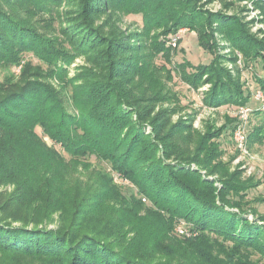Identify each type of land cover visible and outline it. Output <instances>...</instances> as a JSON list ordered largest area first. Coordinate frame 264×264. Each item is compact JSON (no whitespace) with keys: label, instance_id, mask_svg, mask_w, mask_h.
I'll use <instances>...</instances> for the list:
<instances>
[{"label":"trees","instance_id":"16d2710c","mask_svg":"<svg viewBox=\"0 0 264 264\" xmlns=\"http://www.w3.org/2000/svg\"><path fill=\"white\" fill-rule=\"evenodd\" d=\"M198 1L78 0L85 28L108 18L109 31L99 27L86 43L73 19L64 25L62 8L73 1L0 0V186L14 185L0 203V264H264L256 206L264 195L249 197L261 182L232 169L236 155L226 157L221 142L226 131L233 139L237 117L203 131L191 114L175 121L186 106L169 86L179 75L196 90L210 84L203 100L211 107L251 106L260 120L248 127V148L262 144L264 108L251 98L264 79L252 92L243 71L264 61V39L243 18ZM250 1L264 12V0ZM128 15L142 18L135 48L119 25ZM180 28L197 33L208 63L175 61L181 41H170ZM218 34L230 55L220 53ZM79 57L92 67L72 76ZM92 157L109 167L94 183L77 174ZM182 222L196 234L179 239Z\"/></svg>","mask_w":264,"mask_h":264},{"label":"rangeland","instance_id":"374dc122","mask_svg":"<svg viewBox=\"0 0 264 264\" xmlns=\"http://www.w3.org/2000/svg\"><path fill=\"white\" fill-rule=\"evenodd\" d=\"M67 1V0H66ZM65 4V7L62 8L63 12L66 13L65 18L63 19L64 25L70 26L71 21L72 23H76V36L81 37L85 35L86 43L89 42V35L92 34L90 37H93L95 30H98L99 27H102V31L108 32L109 28L107 25L103 24L108 18L105 15L96 16L93 19V22L90 26V29L85 28L81 21L83 20V8L85 6L80 5L78 0H71ZM201 8L205 11L211 12H223L228 15H237L245 20L248 23L249 30L253 33L256 37L260 39H264V12L260 7V4H257L254 1H243L242 3L235 4L231 7H225L221 0H200L198 1V8ZM107 15V14H106ZM87 17V16H86ZM68 19V20H67ZM121 30L126 34L129 35L131 44V48H135L138 43H140V38L138 37V32H136L139 27H142V18L140 15H128L121 19L119 22ZM136 37V38H135ZM177 37V42L181 41L180 44L178 43V53L175 55V61L180 62L184 58L189 59L194 64L200 63H208L212 55L210 52L202 48L197 39V33L195 31H191L188 28H180L177 33L171 35L170 43L173 44V38ZM217 41L219 43V50L222 55H230L231 48L230 43L227 41L222 35L218 34ZM102 42V41H101ZM97 43V42H96ZM89 49V48H86ZM93 50V49H90ZM94 51V50H93ZM239 56L241 54H238ZM33 60L37 63V59L33 58ZM238 61L239 65L243 64L241 58ZM225 65L232 71L235 70L234 62H229L223 60ZM84 67L91 68L92 65L88 61L85 60L84 57H79L75 60V62L71 66V75H75L83 69ZM13 70L18 73L20 68H13ZM6 73L5 70L0 72V75H4ZM264 79V61L262 59H258L256 62L252 63V65L243 71V79H245L247 86H249L250 91H254L256 87L259 86L258 79ZM169 86L181 96L182 104L186 107L180 114L174 115L173 119L176 121L181 117H187V115H192L194 117L193 125L195 128L203 131L205 129V124L210 122H216L217 125H221L226 122L227 116L235 117L238 113L239 106H231V105H223L218 107H211L204 103V91H207L210 87V84H203L199 90L191 88L188 84H186L179 75L174 77V80L169 83ZM251 87V88H250ZM261 89V88H260ZM262 90V89H261ZM178 91V92H177ZM255 92V91H254ZM253 92V94H254ZM258 104L257 107H260L261 103L257 102L254 97L251 98V104ZM246 106V105H245ZM253 111V110H252ZM249 121L247 124V133L248 127L249 129L259 122L260 117L259 115L255 117V114L251 112L249 115ZM239 119H237V122ZM149 126L145 128L146 132L149 133ZM251 131V130H250ZM230 131H226L224 135L221 137L222 147L226 150L227 156L229 155H236V157L232 160V169L239 168L244 171L245 177H255L258 182L260 181L261 185L253 188L250 190L249 197L253 198L258 195H264V143L262 144H254L252 148H248V151H237L236 145L230 139ZM48 142L49 139L47 138ZM248 146V144H247ZM67 158L69 156L65 154ZM227 159V158H225ZM89 163V169L86 170L83 167H80L81 172H77L80 174L82 178L94 183L96 181V171H108L109 167L102 161L96 160L94 157L87 160ZM197 165L195 163L191 164V168H196ZM79 170V171H80ZM205 172V171H204ZM118 184L121 185L122 191L129 192V187H132L130 182L124 181L121 182L117 181ZM14 185H5L0 186V203L5 201L8 197H10L11 192L13 191ZM130 193V192H129ZM8 201V200H7ZM258 211L264 213V203H256ZM58 217V215H56ZM57 217H54V220L50 219L49 222L52 226L56 225V222H59ZM177 233V232H176ZM178 234V233H177ZM175 234L179 239H183L184 237H191L195 235L196 232L190 231V233L186 236H179ZM178 239V240H179ZM181 241V240H179ZM117 244V243H116ZM171 244V242H170ZM69 251V250H68ZM258 255L255 254L256 258ZM43 260H46L50 263L56 262V258L52 257H44ZM63 259V258H60ZM68 261V260H67ZM78 264V263H74Z\"/></svg>","mask_w":264,"mask_h":264},{"label":"built area","instance_id":"2783aa9c","mask_svg":"<svg viewBox=\"0 0 264 264\" xmlns=\"http://www.w3.org/2000/svg\"><path fill=\"white\" fill-rule=\"evenodd\" d=\"M177 37L173 38V44L175 45L177 42ZM254 99L259 103H261L260 107L264 108V91L261 89H256L253 94ZM237 117L239 121L233 130V139L236 145V148L239 151H248V133H247V124L249 121V115L251 114L253 108L249 105L239 106L238 107ZM124 182V180H121ZM127 181V180H125ZM146 201V198H144ZM177 233L181 235H188L190 233L189 227L185 222L180 223L177 226Z\"/></svg>","mask_w":264,"mask_h":264},{"label":"crops","instance_id":"0c3cea01","mask_svg":"<svg viewBox=\"0 0 264 264\" xmlns=\"http://www.w3.org/2000/svg\"><path fill=\"white\" fill-rule=\"evenodd\" d=\"M240 57H241V55H240ZM238 61H240V60H238ZM235 117H237V116H235ZM237 119H238V117H237ZM230 139H231V137H230ZM232 141H233V139H231ZM221 142H223V141H221ZM233 143H234V141H233ZM235 144V143H234Z\"/></svg>","mask_w":264,"mask_h":264}]
</instances>
